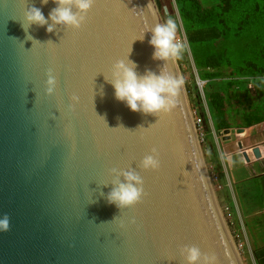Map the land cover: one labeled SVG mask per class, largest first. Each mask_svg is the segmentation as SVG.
<instances>
[{
    "label": "water",
    "instance_id": "water-1",
    "mask_svg": "<svg viewBox=\"0 0 264 264\" xmlns=\"http://www.w3.org/2000/svg\"><path fill=\"white\" fill-rule=\"evenodd\" d=\"M226 224L155 0H0V264H243Z\"/></svg>",
    "mask_w": 264,
    "mask_h": 264
},
{
    "label": "trees",
    "instance_id": "trees-1",
    "mask_svg": "<svg viewBox=\"0 0 264 264\" xmlns=\"http://www.w3.org/2000/svg\"><path fill=\"white\" fill-rule=\"evenodd\" d=\"M155 1L158 8H162L161 0ZM240 2L226 0L217 6L205 7L200 0H175L194 67L199 79L205 81V104L195 83L194 86L187 85L193 108L202 118L204 154L216 172L213 175L219 189L225 194L229 205L227 213L232 212L229 224L234 221L237 228L241 222L222 168L213 130L219 134L227 128L250 127L264 121V24L246 23L245 15L237 16L244 12ZM262 12L264 9L259 10V13ZM235 13L237 15L234 16ZM185 51L188 52L187 49ZM176 54L180 55L178 49ZM249 82L253 84L252 89L248 87ZM258 94L260 101L255 102L254 96ZM237 102L240 107L236 106ZM258 178L261 179V186L252 189L244 187ZM232 184L244 227L249 231L259 229L256 237L262 243L257 244L255 237L252 239L254 263L264 264V173Z\"/></svg>",
    "mask_w": 264,
    "mask_h": 264
},
{
    "label": "rangeland",
    "instance_id": "rangeland-1",
    "mask_svg": "<svg viewBox=\"0 0 264 264\" xmlns=\"http://www.w3.org/2000/svg\"><path fill=\"white\" fill-rule=\"evenodd\" d=\"M161 4H162V8H158V6H157V9H158L160 18L163 22V26H164V29H165L166 34H167L169 45H170L172 52H173V54L177 60L178 67H179L180 74H181L182 81H183V85H184V89H185L186 96H187V101H188L189 106L191 108L193 118L195 119L196 115H197L196 109L193 108L192 96L188 93L187 85L194 86V83H195V85L198 88V91L200 93V96L202 98V101H204L203 93H202L200 87H198V85H197V81H198L197 76L198 75H197L196 69L194 67V63H193V60L191 58V55L185 51L186 48L183 46H181L179 48V47H176V45H175L176 39L179 37V35L183 37V34H182L183 29H182V23H181L179 15L177 13V8L175 7L174 2H172V0H161ZM167 26H168L169 30L167 29ZM177 49L180 53V55H178V56L176 54ZM192 74H193V77L191 76ZM193 80H194V82H193ZM260 98L261 97L258 94L256 96H254V101L258 102V101H260ZM236 106L240 107V104L237 102ZM232 128H234V127H232ZM239 133L240 134H238V135L240 136L242 133L241 132H239ZM246 134H247V137L251 139V140L250 139L249 140L252 142L256 141L258 139L263 140L264 139V122L250 126V128L246 129ZM232 137H233V133H232ZM234 137H235V135H234ZM223 138H224V133L220 135L219 140L222 141ZM199 139L201 141V146H202V140H201L200 136H199ZM204 141H205V139H204ZM232 141H233V138H232ZM231 144L232 143H229L228 145L225 144L224 148L228 149V151L232 150L233 147L231 146ZM203 149L204 148L202 146V150ZM203 152H204V150H203ZM219 153H220V151H219ZM238 154L240 156V157H238L239 160L244 161L242 153L239 152ZM204 156H205V154H204ZM205 159H206V156H205ZM221 163H222L223 171H224L225 176L227 178V183H228V187H229L230 192H231V196H232V198H234L233 197L234 191L232 189L233 185L228 180V165L226 163V166H225L223 164V161H221ZM261 163H262V161L257 162L254 164V166L259 168ZM206 164H207V167L209 170V174H210L212 185H213V188H214V191L216 194V199H217L218 205H219V207L223 213V216L226 220V223H227L226 225L228 227V230L230 231L232 239L234 240V243L236 244V247L239 251L240 258H241L243 264H255L254 258H253V241H252V239L255 237L257 239V244H261L260 239L256 237V235L258 234L257 231H259V229H255V230L252 229V230H250L251 231L250 232L249 230H247L244 227L243 218L240 214L239 205H238L236 199H234V200H235V204H236V207L238 210L237 214H238V217L240 219L241 226L239 228H237L236 225L234 224L233 220H232L233 223L229 224V218H230L232 212L230 214L227 213V209H228L229 205H228L227 201L225 200V194L222 192V189L221 190L219 189L220 186H219V184H217V180L214 177L216 172L213 171L211 164H209L207 161H206ZM249 170H250L251 175L257 173L256 171L253 170V167H250ZM257 185H259V186L262 185L260 178L251 181V183L244 185V187L246 189H252V187L253 188L258 187ZM252 235H253V237H252Z\"/></svg>",
    "mask_w": 264,
    "mask_h": 264
},
{
    "label": "crops",
    "instance_id": "crops-1",
    "mask_svg": "<svg viewBox=\"0 0 264 264\" xmlns=\"http://www.w3.org/2000/svg\"><path fill=\"white\" fill-rule=\"evenodd\" d=\"M200 1H201L203 6L210 7V6H217L219 3L226 1V0H200ZM239 1H242V2H240L239 6L242 9H244V12L241 13L242 15H237V13H235L234 16L237 15V16L242 17L245 15L244 18L247 19V21H245L246 23L264 24V12L259 13V10L264 9V0H239ZM182 29H183V27H182ZM262 122H264V121H262ZM236 128L237 127L230 128V135H231L230 139H226L224 137L222 141L219 140L220 148L218 147V150L220 151V153H219L220 158L223 161V164L226 166V163H227V165H228V180L231 184L233 182L235 183V181L238 182V181L244 180L246 178H249L253 175H258V174L264 173V145H263V149H262L263 154H262V157H260V158H255L254 155L252 154V151L250 149L247 150L249 157H250L249 162H246L245 159H244L245 162L242 160H239L238 157H240V156L238 153L240 152V150L237 146L238 141H240L244 147H247V146H250L252 144L262 142V141H264V139L263 140L258 139L256 141L252 142V141H250L251 139L248 138L247 134H246V129H248L250 127H244V131L241 132L242 134L240 136L238 135L240 133L236 132V130H235ZM232 133H233V137H232ZM234 135L236 138L234 137ZM232 138H233V141H232ZM229 143H232L231 146L233 147L232 150H230V151H228V149L224 148V145L225 144L228 145ZM260 161H262V163L259 166V168L254 166L255 163L260 162ZM250 167H253V170L256 171L257 173L251 175L250 170H249ZM232 189L234 191L233 197H234V199H236V192H235L234 186H232Z\"/></svg>",
    "mask_w": 264,
    "mask_h": 264
},
{
    "label": "built area",
    "instance_id": "built-area-1",
    "mask_svg": "<svg viewBox=\"0 0 264 264\" xmlns=\"http://www.w3.org/2000/svg\"><path fill=\"white\" fill-rule=\"evenodd\" d=\"M172 1L175 3V0H172ZM182 34H183V37L179 35V37L176 39L175 45H176V47H181V46L185 47L187 49L188 53L190 54V49H189L187 38H186V35H185L184 31H182ZM197 80H198L197 81V85H198V87H200V89H201V91L203 93V84H204L205 81L199 79L198 76H197ZM248 87L252 89L253 88V84L251 82H249L248 83ZM203 96H204V94H203ZM204 104H205V99H204ZM205 108H206V106H205ZM206 113L208 114L207 110H206ZM194 121H195L197 130H198V135L201 137V140L204 141V134H203V130H202V118H201V116L196 115V118L194 119ZM213 132H214V130H213ZM221 132H222V134L224 133V131H221ZM214 136H215V138L217 140V134L215 132H214Z\"/></svg>",
    "mask_w": 264,
    "mask_h": 264
},
{
    "label": "clouds",
    "instance_id": "clouds-1",
    "mask_svg": "<svg viewBox=\"0 0 264 264\" xmlns=\"http://www.w3.org/2000/svg\"><path fill=\"white\" fill-rule=\"evenodd\" d=\"M173 2V1H172ZM174 5L176 6V3H174ZM176 8H177V6H176ZM177 13H178V11H177ZM179 15V14H178ZM183 31H184V29H183ZM184 33H185V31H184ZM186 35V34H185ZM187 38V37H186ZM224 131V130H223ZM217 134V133H216ZM222 134V132H220L219 134H217V140H216V138H215V136H214V132H213V136H214V139H215V141H217L216 143H217V147H219L220 148V145H219V137H220V135ZM225 134V133H224ZM203 142V141H202ZM235 201V200H234ZM237 208V207H236ZM238 211V210H237Z\"/></svg>",
    "mask_w": 264,
    "mask_h": 264
}]
</instances>
